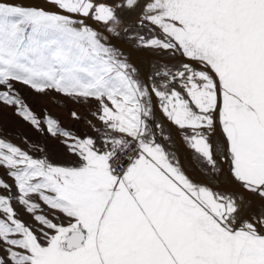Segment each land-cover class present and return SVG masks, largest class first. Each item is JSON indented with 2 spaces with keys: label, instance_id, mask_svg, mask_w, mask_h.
Listing matches in <instances>:
<instances>
[{
  "label": "snow or ice",
  "instance_id": "1",
  "mask_svg": "<svg viewBox=\"0 0 264 264\" xmlns=\"http://www.w3.org/2000/svg\"><path fill=\"white\" fill-rule=\"evenodd\" d=\"M120 7L141 8L139 25L162 33L139 37L144 46L181 52L202 66L185 63L175 73H158L178 81L181 90L166 84L152 91L170 121L195 133L187 139L213 169L204 130L213 131L218 119L232 174L264 197V0H122L115 6L0 0V88L6 89L0 102L37 130L46 125L51 136L64 137L76 158L56 165L0 140V166L14 178L19 204L39 224L38 230L26 226L11 197L0 196V264H264V234L250 218L233 226L242 204L194 184L149 139V89L82 19L110 24L115 33ZM15 83L38 94L94 98L100 109L93 115L105 127L97 129L102 147L50 116L38 119L15 94ZM0 188L11 191L2 180ZM33 196L67 223L42 214Z\"/></svg>",
  "mask_w": 264,
  "mask_h": 264
},
{
  "label": "rangeland",
  "instance_id": "2",
  "mask_svg": "<svg viewBox=\"0 0 264 264\" xmlns=\"http://www.w3.org/2000/svg\"><path fill=\"white\" fill-rule=\"evenodd\" d=\"M108 5L111 4L108 3ZM140 15H141V8L139 7L130 11L125 21L126 24L124 23L122 25V28L120 29V31L118 32L117 36L114 39V42H112L113 49H115L116 51L119 50L123 52L121 48L118 49L116 48L117 40H125L126 42L136 47H146L141 42L139 37L141 36L144 37L145 41L152 39L154 37L162 38V33L158 29L152 31L151 25L145 24V26L143 27L139 25ZM147 48L156 50L158 51L159 54L160 53L165 54L166 52L171 51V50H165V49L153 48V47H147ZM117 58L126 62L130 66V71L134 70L132 71L133 77L141 84V86L147 87L143 77L131 62H129L127 59H125L120 55L119 56L117 55ZM177 62L178 63L176 64H171L172 63L171 62L170 63L171 65H169V63H166L165 65L163 62L157 61L158 65L160 66L164 65L165 67L163 66L164 68H161L160 71L154 72L155 75L153 74L151 77V81L155 89L163 91L165 90L164 86L167 84L169 88L175 87L177 90H181L180 83L178 81L171 82L170 77H165L162 74H158V73H163L164 71H168L171 74L182 70V65L185 64V62H179V61ZM154 68L156 70L157 68H159V66L155 67L154 65ZM197 69L200 70L201 68H197ZM14 88H15V94L19 95V97L28 105V107L33 111V113L37 116L38 119L43 120L45 116H50L51 118L56 119L59 122V125L62 129L67 130L71 132L73 135L81 138L92 137L93 139L97 140V147L98 148L102 147V139L100 138L97 129L101 131H105V127L102 124V122H100L97 119V116L93 115V113L98 114L100 109L99 102L96 101L94 98L85 99L81 97L78 99H73L61 93H56L53 90H49L47 94H38L31 88L22 85L20 83H15ZM4 90L6 89L0 88V91H4ZM149 99H150V107L152 109L151 116L147 118V123L152 133V135L149 136V139H154L155 143L160 144L165 150V152L168 154L170 160H172L174 164H178V166L181 167L176 152L173 149V147H176V143L172 137L171 132L168 130V127L166 125L160 124L159 116H156V120H155L154 109H153L150 93H149ZM105 102L109 103L110 105V102H108L107 100ZM72 112H76L80 117V119L79 120L73 119L71 115ZM157 125H159V127H157ZM42 127L45 128L44 131L37 130L28 121H25L22 117H20L13 106H8L0 102V140H4L7 143L13 144L14 146L20 148L22 151H25L29 155L33 156V158H47L51 163L56 165H68L72 163L76 158L67 151V148L63 143V140L65 138L53 137L46 131V125H42ZM156 130L158 134L156 133ZM211 132L213 133V131ZM211 132L204 130V134L208 136L209 142L212 145V141H214V139H212ZM182 134L185 135L187 139L191 137V135L193 136L195 133L191 129H182ZM160 136L164 137L165 143L170 145L169 147H167V144H163L162 137ZM221 145H222L221 143H216V142L214 143V150L218 154L221 150ZM191 150L193 151L195 160L198 162L200 167H202V169L208 175V177H210L211 179H215L216 178L215 172L218 173L219 171H216L210 165H208L206 161L195 151V149L191 148ZM220 155H223L222 151ZM216 159L217 158H215V160ZM218 162L220 163L219 160ZM230 167H232L231 160H230ZM181 170L184 172L182 167ZM8 171L9 170L4 166H0V180L8 184L11 189V191H8L3 188H0V196H10L14 211H16L17 213V218L20 219L22 222H24L26 226H30L34 230H38L39 228L38 222H36L33 219L32 214L28 213L23 205L19 204L17 199L19 195L18 189L15 187L14 178H12L8 174ZM184 174L194 184L198 186L208 187L211 191H213L218 195L229 196L232 198H234L235 196L237 197L235 192H230V191L222 192L219 190L212 189L208 185L193 181L185 172ZM236 197L234 199L237 200ZM32 199L33 202H36L40 205L42 214L47 215L50 219H53L54 222L67 223V219L63 216V214L56 213L55 215H52L51 210L48 209V207L44 205L42 201H40L35 196H33ZM3 218H4L3 214L0 213V219ZM244 219L246 218H243V220ZM256 220L260 223V221L264 220V218L262 219L256 218ZM241 222L242 221H240L239 226H241ZM260 224L264 226L262 223ZM2 254L3 253L0 252V255Z\"/></svg>",
  "mask_w": 264,
  "mask_h": 264
},
{
  "label": "bare ground",
  "instance_id": "3",
  "mask_svg": "<svg viewBox=\"0 0 264 264\" xmlns=\"http://www.w3.org/2000/svg\"><path fill=\"white\" fill-rule=\"evenodd\" d=\"M9 1L17 4H20L18 2H29L36 4H45L48 2V0H9ZM98 2H102L106 4L110 3L111 5L109 6H115L116 4H120L122 0H98ZM116 11L120 19V24L117 26L115 33L110 32L108 30V28L111 26L110 24L105 25L103 22L96 21L94 19L82 18L84 19V22L87 26L91 27L93 30H95L98 33L101 42L108 47H112V42H114L117 33L122 28V25L125 23L128 14L130 13L131 10L127 9L126 7H120L117 8ZM116 43H117L116 48L117 49L121 48L123 50V52H121L119 50L116 51L114 49L117 55L118 56L120 55L125 59H127L129 62H131L143 77L144 82L147 88L149 89V93L151 96L155 120H156V116H159L160 124L166 125L170 130L172 137L176 143V147H173V149L178 155L180 166L183 168L184 172L193 181L208 185L212 189L219 190L222 192L223 191L235 192L237 195V197L236 196L235 197L237 198L238 203L242 204L243 207L240 214V219L234 225V227H240L239 224L240 221H243V218H250L251 221L257 226L258 231L264 234V226H262L256 220V218L257 219L264 218V197L260 196L259 193L251 192L245 189L241 184V182L237 181L234 175L232 174V167H230L231 154L227 150L226 137L223 134L222 127L220 126L218 119L215 128L213 130V133L211 132V134H212V139H214V141H212L214 157L220 161L219 163L218 160L216 159L215 170L219 172L218 173L215 172L216 178L211 179L210 177H208V175L204 172L202 167H200L198 162L195 160L193 151L186 142L182 134V130L167 118L166 114L162 110L159 98L155 95V92L152 91V89L154 88V85L151 81L152 75L154 74V72L160 71L161 68L165 67L164 65H163L164 67L162 65L161 66L158 65L157 61H161L165 65L166 63H169V65L176 64L178 63L177 61H179V62L191 63L194 67L197 68H201L202 66L199 65L197 62L189 61L187 57H184L182 55V53L176 52L174 50L173 51L171 50L170 52H166L165 54L163 53L159 54L158 51L156 50H152L147 47H136L126 42L125 40H117ZM154 65L155 67L159 66V68L155 70ZM215 142L221 143L223 145V146L221 145L220 152L218 151L219 154L216 153V151L214 150ZM169 146L170 145L167 144V147ZM221 151L223 152V155H220ZM129 155H131V153Z\"/></svg>",
  "mask_w": 264,
  "mask_h": 264
},
{
  "label": "crops",
  "instance_id": "4",
  "mask_svg": "<svg viewBox=\"0 0 264 264\" xmlns=\"http://www.w3.org/2000/svg\"><path fill=\"white\" fill-rule=\"evenodd\" d=\"M160 101V100H159ZM162 107V106H161ZM179 127V126H178ZM156 128V127H155ZM181 129V128H180ZM169 130V129H168ZM182 130V129H181ZM170 131V130H169ZM156 133L158 134V132H157V130H156ZM191 135V134H190ZM184 136V138H185V140H186V142L188 143V145H189V147L190 148H192L191 146H190V142L186 139V137H185V135H183ZM192 136V135H191ZM160 137H162V136H160ZM162 141H163V144H166L165 143V139H164V137H162ZM177 155V154H176ZM177 158H178V155H177ZM179 160V159H178ZM181 168V167H180Z\"/></svg>",
  "mask_w": 264,
  "mask_h": 264
},
{
  "label": "water",
  "instance_id": "5",
  "mask_svg": "<svg viewBox=\"0 0 264 264\" xmlns=\"http://www.w3.org/2000/svg\"><path fill=\"white\" fill-rule=\"evenodd\" d=\"M11 2V1H9ZM13 3V2H12ZM20 4H23V5H35L36 3H29V2H18ZM91 19V18H90ZM95 20V19H94Z\"/></svg>",
  "mask_w": 264,
  "mask_h": 264
}]
</instances>
